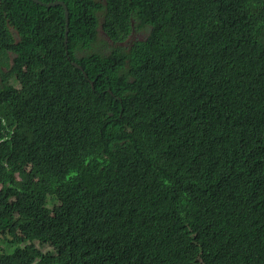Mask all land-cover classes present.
I'll list each match as a JSON object with an SVG mask.
<instances>
[{"label": "trees", "instance_id": "1", "mask_svg": "<svg viewBox=\"0 0 264 264\" xmlns=\"http://www.w3.org/2000/svg\"><path fill=\"white\" fill-rule=\"evenodd\" d=\"M40 1L66 47L0 0V264H264V0Z\"/></svg>", "mask_w": 264, "mask_h": 264}, {"label": "rangeland", "instance_id": "2", "mask_svg": "<svg viewBox=\"0 0 264 264\" xmlns=\"http://www.w3.org/2000/svg\"><path fill=\"white\" fill-rule=\"evenodd\" d=\"M99 1H104V0H99ZM13 32V34L15 35L16 39L18 40L19 37L16 33V31L14 29L11 30ZM148 34V30L144 31L143 29H138L137 30V33L133 36V38H143V37H146ZM102 42H106V44H103L102 45ZM129 43V40H127L125 42V45H127ZM94 49L93 51L96 52V51H103V52H107L108 50L110 51V43H109V40L107 39L103 29H102V19H100V27H99V37H98V41L97 43L93 46ZM92 50L89 51V52H93ZM12 84H14L15 86L16 83L14 82V80L12 81ZM1 187V186H0ZM51 207H54V204H51L50 205ZM37 248L39 249L38 247V244H36ZM0 247L4 248V249H9V246L7 244H0ZM42 254H47L49 252H51V249L49 247H44L42 249H40Z\"/></svg>", "mask_w": 264, "mask_h": 264}, {"label": "water", "instance_id": "3", "mask_svg": "<svg viewBox=\"0 0 264 264\" xmlns=\"http://www.w3.org/2000/svg\"><path fill=\"white\" fill-rule=\"evenodd\" d=\"M31 1H34L38 5L46 6L48 8L57 7V6H61L63 8V10H64V18H65V39H64V43H65V47H66V44H67V33H68V22H69L68 21V10H67L66 5L63 2H60V1L50 2V3H47V4L43 3L40 0H31ZM75 67L80 69V67L77 64H75ZM92 86H93V83H92Z\"/></svg>", "mask_w": 264, "mask_h": 264}]
</instances>
